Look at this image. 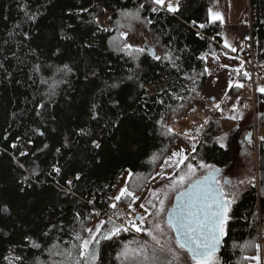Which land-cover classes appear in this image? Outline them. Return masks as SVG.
<instances>
[{"label":"trees","instance_id":"obj_1","mask_svg":"<svg viewBox=\"0 0 264 264\" xmlns=\"http://www.w3.org/2000/svg\"><path fill=\"white\" fill-rule=\"evenodd\" d=\"M211 3L179 0L178 11L168 12L152 0H0V264H75L77 235L86 238L97 219L121 225L132 215L123 198L115 210L119 218L110 208L124 173H132L127 187L139 196L178 140L195 145L188 162L198 171H205L200 162L234 168L232 150L207 143L212 122L200 139L165 126L199 100L208 80L206 56L222 50L223 25L210 20ZM251 4L258 61L264 63V0ZM139 31L155 56L125 47ZM248 79L240 78L244 86H235L229 100L247 97ZM256 99L257 124L264 128V94L258 91ZM246 119L242 128L249 133L253 117ZM262 138L258 178L230 207L220 264L259 261L246 257H259L255 246L264 235ZM111 227L105 223L101 234ZM165 233V249H175L174 233ZM134 237L150 238L121 232L101 239L98 251L93 244L88 256L97 264L173 259L167 250L157 252L159 261L151 259L154 245L148 261L120 256Z\"/></svg>","mask_w":264,"mask_h":264},{"label":"snow or ice","instance_id":"obj_2","mask_svg":"<svg viewBox=\"0 0 264 264\" xmlns=\"http://www.w3.org/2000/svg\"><path fill=\"white\" fill-rule=\"evenodd\" d=\"M152 2L161 8L166 7L168 12L178 11V7L171 3L166 4V0H152ZM158 9L153 8L152 11L156 12ZM211 11V10H210ZM218 15H215L213 19H219ZM203 27V25H201ZM228 46L227 44L225 45ZM126 48H131V45H125ZM138 52H143L144 49H136ZM235 51V49H233ZM160 59L159 56L155 57ZM244 76L248 77V73H244ZM250 78V77H249ZM243 84H237V88H242ZM259 91L264 94V87H261ZM43 107V105H41ZM218 109L219 104L215 105ZM235 111V109H234ZM242 119L243 114L237 113L228 117L231 120H236L237 118ZM172 132V129H168ZM187 135V134H185ZM249 139L251 134L249 133ZM225 137L221 136L218 139L219 146L224 149L226 148ZM264 139V138H262ZM16 145L13 144L12 147ZM95 147L99 148L100 144L95 143ZM193 151H195V145H193ZM22 155L24 153H21ZM188 156H186L182 151H175L170 157L164 161V165L173 168L175 171L179 172V175H168L167 180L170 183L167 188L170 191L176 192L175 203L170 207H165V202L168 199V192L165 191L162 194L158 192H152L151 198L146 200V203L151 206L155 211H150L146 207V203L142 202L139 208L144 210V213L153 217V221L150 222L151 226L146 227L145 221L147 217L144 214H139L136 219H129L126 225H116L114 220L110 217L108 221H101L95 226V229H86L88 236L87 238L77 235L75 239L79 241V244L73 245V248L79 249V258L75 261V264H85L86 258L91 253V246L95 244L98 251L99 241L111 240L114 236H118L121 232L129 231V228L134 230L136 233H144L151 240L159 246V248L151 249V259L159 261V256L157 252L165 251V244L161 243L160 237L157 233L161 235H167L165 233V226L171 233H174V238L170 237V240H174L175 249L171 246L167 247V252L173 257L172 260H165L161 264H173L175 259H178V254L176 249L187 252L193 261V264H216L214 259L216 252L220 247L222 238L226 233V224L229 220L228 212L230 210L231 204L235 197L234 192H226L225 186L220 181V169L213 165H207L203 162L198 164L200 169H208L207 173L199 178L196 177L197 166H194L188 161ZM156 157H153V162H155ZM185 169L180 171V169ZM59 173L60 169H54ZM158 176L164 178L163 171L157 173ZM132 173L129 172V178ZM79 179V176L76 177ZM155 179V177H153ZM71 184V181H68ZM231 183V182H228ZM234 187V186H233ZM232 197L231 199L229 197ZM128 201V208L132 211H136L132 208V205L136 203L139 197L136 196L135 192L130 190L127 185H125L119 194L115 197H110V199L119 202L121 199ZM157 200L158 203H153V200ZM110 208L114 210L113 215L119 218V213L115 210L117 209V203H112ZM99 215V213H95ZM161 217L163 219H161ZM105 223L111 224L112 227L109 231L101 234V230ZM137 245L136 249H130L126 244L124 250L120 253V256L125 258L129 257L131 253V259L134 261L137 256L142 257L144 261H148L149 257V245L141 241H133ZM35 246V245H34ZM259 250V245L255 246ZM71 257V253H66ZM120 258L119 256L117 257ZM246 259H259V257Z\"/></svg>","mask_w":264,"mask_h":264},{"label":"crops","instance_id":"obj_3","mask_svg":"<svg viewBox=\"0 0 264 264\" xmlns=\"http://www.w3.org/2000/svg\"><path fill=\"white\" fill-rule=\"evenodd\" d=\"M215 15H218L220 18L213 19ZM209 17L212 22H218L223 25L222 43L220 44L221 45L220 47L222 48V50L215 54H208L206 56L208 80L203 88L201 97L199 98V102L205 105L206 107L210 108L211 111L215 112V114L211 116L210 122L213 123L216 117L219 116L221 117V119H223L224 124H225L229 120L228 117L232 116L231 114H234V113L237 114L239 112L242 113V111L238 109V102L241 97L240 98L237 97V98L229 100L228 96H229L230 91L235 87L232 83V78L237 76L240 70L244 68V61L240 56H241L243 47L247 44V41L250 37V29H249V24H248V0H212L211 11H210ZM226 44L228 45L227 47L225 46ZM233 49H235V51H233ZM261 87H262V84H260V88ZM257 90L259 91V88H257ZM250 91H251V88H250ZM251 95H252V91L249 94L246 93L247 97H250ZM217 104L220 105L218 109L215 107V105ZM244 113H247V116L251 114L248 112H244ZM246 122H247V119L243 123L237 122L234 124L233 120L232 122L231 121L228 122V123H232L233 125L232 128H234L231 134H234V132L236 133L237 131L243 130L244 128H242V125ZM224 124L221 123L219 133L214 132L215 136L218 135V139L219 137L226 136L227 134V132H225V129H224ZM258 127L259 126L257 124V128ZM254 128H255V124L253 122V129L250 132V134L252 135L253 147H254V139H253ZM259 128L264 130V128H261V127ZM213 144H216L219 146V143H213ZM225 144H226V148L224 149L228 150L227 141L225 142ZM175 151H182L186 156H188V158H190L193 155V147L189 145L187 142L182 141V140L177 141L175 148L168 154L166 159L170 157L172 153ZM234 154L236 156V163H237L239 161L238 154L237 153H234ZM188 161H185V163H188ZM193 165L195 166V164ZM162 171L164 173V178H161L160 176L157 175V173H160ZM125 173H128V171H126ZM178 173L179 172L175 171L173 168L165 166L163 162L160 168L157 170V172L153 176L155 177V179L152 178L151 182L146 187V189L143 191V193L137 196L139 197V199L136 201L135 204L132 205V208H135L136 211H132V214L134 215L144 214L147 217L145 221L146 227L151 226L150 222L153 221V217L147 215V213H144L143 209L139 208L140 203L142 202L146 203V200L148 198H151V193L154 191L161 193V194L167 191L168 197H171V200H172L171 204H173L174 198L177 195V193L170 191L167 188V185L170 183V181L167 180V176L173 175V174L176 175ZM123 176L125 178L124 185L122 186V183H121L122 181H121L112 197L117 196L119 192L122 190V188L125 185H127V182L130 179L129 173ZM123 176L121 180H123ZM153 203H158V201L154 199ZM171 204H167V208L170 207ZM146 207H148L150 211H155L147 203H146ZM167 230L168 229L165 227V231ZM257 263L260 264V261H258Z\"/></svg>","mask_w":264,"mask_h":264},{"label":"built area","instance_id":"obj_4","mask_svg":"<svg viewBox=\"0 0 264 264\" xmlns=\"http://www.w3.org/2000/svg\"><path fill=\"white\" fill-rule=\"evenodd\" d=\"M252 0H248V24L250 29V37L247 44L243 47L241 58L244 61V68L240 70L237 76L232 78L233 85H237L240 78L244 73L249 74V83L252 91L250 97H241L238 102V109L242 112L251 113L254 117L255 128L253 131L254 145L256 153L258 150V141L261 135L258 133L257 118H258V106H257V88L258 83H264V63L258 61V52L255 46L254 27H253V10ZM171 3L179 9V0H166V4ZM142 49H148L150 46L145 39L142 41ZM212 112L210 108L205 105H199V103L193 102L185 114L174 121L170 118L167 119V126L172 129V133L184 137L186 139H200L205 133L211 121ZM187 134V135H185ZM252 222V221H251ZM130 231V230H129ZM260 264H264V255L261 252L259 258Z\"/></svg>","mask_w":264,"mask_h":264},{"label":"rangeland","instance_id":"obj_5","mask_svg":"<svg viewBox=\"0 0 264 264\" xmlns=\"http://www.w3.org/2000/svg\"><path fill=\"white\" fill-rule=\"evenodd\" d=\"M144 39L145 38L142 35L141 31H139L136 34L135 38L132 39L129 44L132 46V48L142 49V43H143L142 41ZM260 84L261 83H258V88L259 89H260ZM234 86H236V85H234ZM249 93H251L250 89L247 91V94H249ZM193 102L199 103V105H203L202 103L199 102V100H193L192 103ZM191 104H190V106H191ZM189 107H188V109H189ZM188 109L186 111H188ZM239 113H241V112H239ZM242 114H243V118L240 119L238 117L236 120H233L234 124L237 123V122L243 123L246 120L247 113L242 112ZM231 115L233 116V115H237V114L234 113V114H231ZM169 118H170L171 121H174L175 119H177L179 117H177V118L169 117ZM229 120L232 122L231 119H229ZM229 120L227 121V123L224 124L223 119H221V117L217 116L216 119H215V121H213V123H212V130L215 133H219L221 123L224 124L225 132H227L226 136H224L226 138L225 139V142L227 141V139L230 138L229 136L232 135L231 134L233 132L232 130H234V128H232L233 127L232 123H228V122H230ZM253 122L255 123L254 118H253ZM165 126L167 127V129H169L168 126H167V120H166ZM258 133H259V135H261L262 137H264V130L263 129H260L258 127ZM207 143H210V144L218 143V135L215 136V134H213V135L209 136V139H208ZM253 149L251 150L250 159L247 161L248 164L245 163L246 161H244L240 157L239 158V161L235 165H232L234 167L233 168V173H231V171H229V173H231L230 175L232 177L235 176L236 178H238V176H239L242 179V180H237L235 182V186H234L235 197L233 199L232 204L236 201V199L240 196V194L249 187V183L251 182V180L254 179V178L255 179L258 178V156H257V153H256L255 145H254ZM201 159H202V161H204V159L202 157H201ZM204 163L206 164V162H204ZM207 171H208V169H205V171H203V172L197 170L196 177H194V178H199V177L205 175L207 173ZM220 171H225V169H222V170L220 169ZM128 173H129V171H128ZM128 173H125V174H128ZM121 181H122L121 183H122V186H123L124 185V181H125L124 176H123V180H121ZM237 183H240V184L237 185ZM113 194H112V196H113ZM168 200H169V201H167L168 204L172 203L171 197H168ZM113 203H116V201L113 200ZM138 215L137 214L136 215L132 214V215H130V217L128 218V220L129 219H136ZM128 220H124V219L121 220V222H120L121 225H126V222ZM101 221H105V220H102V219L95 220L91 224L90 228L95 229V226L98 225ZM129 230H131V231L134 232V230H132L131 228H129ZM167 231H165V232H167ZM157 235L160 237L161 243H163L165 245L168 243V240H167V238H166L165 235H161L160 233H157ZM87 236H88V233H87ZM87 236H86V238H87ZM133 241H141V242L147 243L148 245H151V246L154 245L155 247L159 248V246L156 245L151 240V238L147 239L146 237H143L141 239L139 237H134V238L128 240V242L126 243L130 249H136L137 248V245L135 243H132ZM259 249H260V252H259V258H260L261 252L264 255V235H260V238H259ZM123 250H124V248H123ZM176 250H178V253H179V255H178V257H179L178 259L179 260H181V261H183V262H185L187 264H193V261L191 260L189 254L187 252H184V251L179 250V249H176ZM129 255H131V253ZM218 256H219V253L218 254H215V257H214V259L216 261V264H220L219 263ZM87 264H97L96 258H94L93 256H88ZM252 264H258V263L255 262V263H252Z\"/></svg>","mask_w":264,"mask_h":264},{"label":"flooded vegetation","instance_id":"obj_6","mask_svg":"<svg viewBox=\"0 0 264 264\" xmlns=\"http://www.w3.org/2000/svg\"><path fill=\"white\" fill-rule=\"evenodd\" d=\"M250 133V131H249ZM249 133H246V130H240L237 131L236 133L232 134L230 139L227 140V148L231 149L234 153L238 154V158H242L245 163L248 164V160L250 159L251 156V150H252V135L249 139ZM247 135V136H246ZM250 162V161H249ZM251 164V163H250ZM233 173V168H226L225 171H220V181L221 183L225 186V191L226 192H234V187L235 182L237 180H242L239 176L236 178L235 176L232 177L229 173ZM231 182V183H228ZM240 183H237V185ZM230 199L232 198L231 196L229 197ZM217 252L216 254H218Z\"/></svg>","mask_w":264,"mask_h":264},{"label":"water","instance_id":"obj_7","mask_svg":"<svg viewBox=\"0 0 264 264\" xmlns=\"http://www.w3.org/2000/svg\"><path fill=\"white\" fill-rule=\"evenodd\" d=\"M148 50L150 51V53L153 55V56H155V51H154V49L151 47V46H148ZM175 198H176V196H175ZM175 198H174V202H173V204L175 203ZM223 251H224V244H223V238H222V240H221V243H220V247H219V249H218V251L217 252H221V254H223ZM216 252V253H217Z\"/></svg>","mask_w":264,"mask_h":264}]
</instances>
